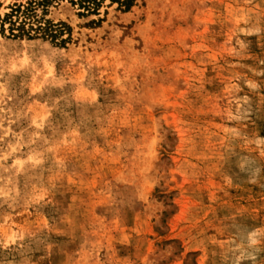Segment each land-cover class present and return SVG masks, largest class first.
I'll return each mask as SVG.
<instances>
[{
    "label": "rangeland",
    "instance_id": "1",
    "mask_svg": "<svg viewBox=\"0 0 264 264\" xmlns=\"http://www.w3.org/2000/svg\"><path fill=\"white\" fill-rule=\"evenodd\" d=\"M42 1L0 0V264H264V0H44L11 30Z\"/></svg>",
    "mask_w": 264,
    "mask_h": 264
},
{
    "label": "trees",
    "instance_id": "2",
    "mask_svg": "<svg viewBox=\"0 0 264 264\" xmlns=\"http://www.w3.org/2000/svg\"><path fill=\"white\" fill-rule=\"evenodd\" d=\"M44 3V0L40 3H35V2H31L26 8H24L22 10L21 6H17L16 8H14L12 10V13L8 16V20H11V25H12V31H14V27H16V23L22 18L19 26H18V30H24L25 26L27 25V21L32 20V18L34 17V12H35V7L42 5ZM80 4L82 7H84V9L86 10H90L91 9V4H94V2H92V0H80ZM13 18H16V21L13 22ZM60 28L64 29L63 25H60V27L56 28L55 26H46L45 28H38V31H43V32H47L48 35L52 36V37H56L57 34H54L55 32H59L60 34H62L63 30H59Z\"/></svg>",
    "mask_w": 264,
    "mask_h": 264
}]
</instances>
